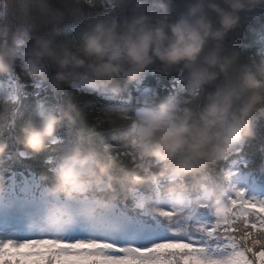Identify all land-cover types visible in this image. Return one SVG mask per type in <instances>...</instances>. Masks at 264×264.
Here are the masks:
<instances>
[{
	"label": "clouds",
	"instance_id": "1",
	"mask_svg": "<svg viewBox=\"0 0 264 264\" xmlns=\"http://www.w3.org/2000/svg\"><path fill=\"white\" fill-rule=\"evenodd\" d=\"M133 2L136 11L131 19H101L68 40L61 39L63 21L79 17L85 6H98L101 0H33L34 9L26 10L31 14L24 22L12 23L0 17V84L13 78L19 66L26 82H39L57 93L65 85L74 90L72 103L45 104L44 109L38 106L20 127L17 142L25 156L56 151L59 144L53 141L61 139L59 133L65 124L75 128L78 117L93 120L99 115L106 130L112 129L111 141L162 162L145 175L127 158L117 157L116 149L108 148L106 137L98 135L95 128L77 129L52 174L39 177L49 198L46 213L53 220L69 215V210L57 203L58 198L71 201L94 195L97 203L84 209L94 216L118 204L129 205L137 190L169 176L183 181L194 178L191 185L164 184L162 193L177 210L184 208L190 196L194 206L207 202L199 194H211L220 203L228 189H217L212 175L201 174L219 169L225 157L238 154V146H249L256 140L255 122L264 118V56L241 63V50L226 49L224 41L233 30L252 24L254 13L264 9V0H189L174 22L173 0L158 5L162 15L155 21L143 11L147 0H115V5ZM15 3L9 0L10 7ZM37 29L43 31L28 47L21 33ZM157 61L165 75L174 70L185 72V83L178 95L156 101L146 123L129 121L131 108L127 104L119 108L95 104L105 96L119 98L132 92ZM50 65L55 68L53 75L48 71ZM221 78L222 83L217 84ZM20 85L14 81L11 89L0 87V95L9 98L0 100V110L12 95L23 93ZM210 85H216L215 90L207 94L202 107H197ZM24 116L21 110L17 119ZM145 126L151 132L134 143L135 134ZM138 144L143 147L138 148ZM8 149V143L0 140V166ZM248 151L254 149L249 147ZM214 175L229 178L228 170ZM5 183L0 174V194ZM152 199L153 193L144 195L145 203Z\"/></svg>",
	"mask_w": 264,
	"mask_h": 264
},
{
	"label": "snow or ice",
	"instance_id": "2",
	"mask_svg": "<svg viewBox=\"0 0 264 264\" xmlns=\"http://www.w3.org/2000/svg\"><path fill=\"white\" fill-rule=\"evenodd\" d=\"M99 5L116 7L115 0H103ZM96 6L89 5L91 8ZM33 9V0H16L11 7L9 0H0V17L12 23L24 22L31 14L26 10ZM261 22V18L254 15L248 27L251 30ZM256 56H264V51L249 55L241 63L251 62ZM14 81L16 79L10 78L0 87L11 89ZM20 86L23 93L12 95L9 100L15 105L12 124L19 112L24 110L23 101L28 97L39 100L43 91L39 82H27ZM139 86L140 83L126 96H105L101 100L103 104L117 108L129 105L131 112L128 120L146 123L160 97L150 89L138 92ZM5 99L9 98L0 95V100ZM45 104L41 102L39 107L44 109ZM91 122L97 134L106 137V146L115 148V155L127 158L139 172L147 175L162 163L149 160L142 153L137 155L135 149H122L111 141L109 133L112 129L106 130L101 116L95 115ZM255 128L256 140L249 146H238L236 153H249L248 148L252 147L253 152L264 154V118L255 122ZM150 132V127H141L135 134L134 143ZM63 142L61 138L54 140L53 144ZM137 147L142 148L143 144ZM20 155L25 156V153ZM228 160L229 157L224 158V162ZM52 162L50 158L48 163ZM224 162L219 169L212 171L228 170L231 177L233 172L224 167ZM183 182L175 176H169L164 181L153 180L155 191L151 201L145 203L144 195L137 190L133 197L134 209L118 204L94 216L84 211L86 206L97 203L94 195H84L71 201L58 198L57 203L67 208L69 215L53 220L46 213L44 222L33 228L35 234L24 237L10 233L0 235V264H264V199L250 198L235 185L223 192L220 203H216L211 194H203L207 202L198 206L210 209L215 219L197 222L180 215L183 209L177 210L175 204L171 208L162 203L156 204L157 200L167 199L162 193L165 183Z\"/></svg>",
	"mask_w": 264,
	"mask_h": 264
},
{
	"label": "trees",
	"instance_id": "3",
	"mask_svg": "<svg viewBox=\"0 0 264 264\" xmlns=\"http://www.w3.org/2000/svg\"><path fill=\"white\" fill-rule=\"evenodd\" d=\"M163 2L164 0H147L145 8L143 9L144 13L151 16L153 21H155L162 15V9L159 8L158 5ZM101 3H103V0H101ZM188 3L189 0H173L171 21L174 22L179 17V15L186 10ZM57 6L59 7L60 5L58 4ZM135 11L134 2L115 8H104L100 5L94 8L85 6L82 15L75 18L69 16L60 25L62 33L61 39H73L92 24L101 19H106L113 16L117 17L121 21L124 19H131L135 14ZM254 15L261 18L262 22L256 24L251 30H249L247 25L233 30L228 34L224 41L226 49L241 50L243 54L241 62H243L249 55L255 52L264 51V9H258ZM212 18L215 20L214 14ZM42 31L43 29L25 31L21 33V36L24 40H26L27 46L30 47L33 44L35 36L40 34ZM48 71L50 75H53L55 73V68L50 65L48 67ZM185 76V72L177 70L165 75L161 71L160 62L157 61L150 68L148 75L140 83L137 91L143 93L145 90H154L160 98L175 96L180 93V90L185 83ZM14 77L19 80L20 84L27 83L20 73L19 66L14 73ZM216 83H222V78ZM215 87L216 85H210L206 88L205 93L197 103V107L203 106L205 103V97L208 93L213 92ZM73 95L74 90L67 85H65L63 87V91L59 93L54 92L49 86L44 85L39 100L28 97L23 101L25 116L23 119L19 120L16 118L14 124H12L11 121L14 118L15 105L8 103L5 108L0 110V140L6 141L9 145L6 161L2 166H0V174H2L6 180L5 186L9 184L12 175H14L17 179H21L23 176L30 178L36 177L40 182V186L45 187V184H42L39 179L40 175L43 173H48L49 175L52 174L53 169H55L56 161L66 150L67 142L74 138L77 129H90L92 127V122L90 119L78 117L75 128L65 124L64 128L59 133L64 142L58 145L56 151H50L38 157L20 155L24 151L22 145L17 142V136L20 134V127L36 112L39 104L43 102L46 104L67 106L72 103ZM95 104L99 106L103 104V101L101 99H97L95 100ZM49 157H51L53 161L52 163H48L49 159L47 158ZM235 161L238 162L242 172L248 175L250 179L264 184V154L258 152L237 154L229 158L228 161L224 162V167L232 170L233 162ZM201 175H212L213 183L217 189L231 188V177L227 179L215 177L212 170H206L205 173H202ZM193 179V177H188L184 182L191 185ZM154 191L155 187L152 182H150L143 186V188L140 190V193L145 195L154 193ZM165 201L169 200L164 199L163 202ZM134 202V200L129 202L128 206L130 209H134ZM180 215L197 222H207L215 219L210 209L201 208L198 205L194 206L191 202L183 209Z\"/></svg>",
	"mask_w": 264,
	"mask_h": 264
},
{
	"label": "rangeland",
	"instance_id": "4",
	"mask_svg": "<svg viewBox=\"0 0 264 264\" xmlns=\"http://www.w3.org/2000/svg\"><path fill=\"white\" fill-rule=\"evenodd\" d=\"M13 78L19 82L14 76ZM231 171L233 172L231 187L235 185L243 189L250 198L264 199V184L250 179L248 175L242 172L236 161L233 162ZM48 199L46 186H40L36 177L23 176L21 179H17L12 175L3 194H0V235L10 233L24 237L35 234L32 231L33 228L45 220ZM162 204L171 208L173 202L170 200L162 201ZM189 204L190 201L185 204L184 208ZM21 251L28 250L21 249Z\"/></svg>",
	"mask_w": 264,
	"mask_h": 264
}]
</instances>
